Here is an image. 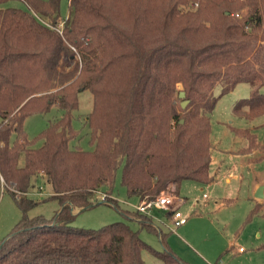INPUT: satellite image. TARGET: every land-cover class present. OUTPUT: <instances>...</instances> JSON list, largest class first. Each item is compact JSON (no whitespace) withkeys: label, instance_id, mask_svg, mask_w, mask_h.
<instances>
[{"label":"trees","instance_id":"trees-1","mask_svg":"<svg viewBox=\"0 0 264 264\" xmlns=\"http://www.w3.org/2000/svg\"><path fill=\"white\" fill-rule=\"evenodd\" d=\"M11 1L0 0V175L21 217L0 240V264H144L143 249L162 264H189L168 248L167 233L158 231L159 251L125 221L73 227L71 209L95 203L97 190L110 195L119 167L127 197L139 201L169 187L177 193L184 179L212 181L218 99L249 83L233 113L264 114V0H67L61 34L52 27L61 0H18L23 8ZM70 46L79 59L66 68ZM85 91L90 149L69 145ZM52 105L60 116L28 137L24 119ZM232 129L246 140L243 151L264 155L255 131ZM38 175L51 187L45 198L61 204L51 219L27 215L38 203L26 194ZM127 213L155 229L153 217Z\"/></svg>","mask_w":264,"mask_h":264},{"label":"rangeland","instance_id":"rangeland-1","mask_svg":"<svg viewBox=\"0 0 264 264\" xmlns=\"http://www.w3.org/2000/svg\"><path fill=\"white\" fill-rule=\"evenodd\" d=\"M9 5L24 7L18 0H12ZM66 15L67 0H61V18L55 26L57 24L62 26V18ZM73 54L67 59L64 57L65 61L62 59L66 68L72 67L75 61L78 62V53L73 50ZM220 87L221 85H217L213 93L218 94ZM249 88V83L236 84L232 90L218 99L210 114L212 181L201 184L192 179H184L180 182L178 196L184 203L179 208L187 216L185 223L170 230L166 225L169 219L167 210L155 208L151 209L154 230L132 218L127 212L134 209L133 205L138 201L127 197L120 183L119 167L110 193L114 200L112 202L96 200L95 202L99 203L80 211H75L77 206H72L73 217L70 225L87 229L99 228L115 221H125L130 227L138 230L140 237L151 248L163 251L160 232L158 233L160 230L167 233L165 243L168 248L189 264H264V247H261L264 242V199L255 196L256 183L262 185L264 189V155L258 149L243 151L246 140L232 131V127H250L264 144V114L252 120H245L232 110L237 101L249 95ZM79 101L72 118V126L78 132V138L70 140L69 145L90 149L89 130L84 119V114L91 107L90 93L82 92ZM60 114L61 111L52 105L46 112L28 115L23 122L27 136L36 135ZM6 186L4 185V189ZM4 189L1 190L0 184V240L11 231L21 217V210L15 199ZM37 190L41 193L32 194L30 197L38 203L27 211V215L53 218L61 204L57 198H45L51 193V187L44 176L38 175L34 180L30 191ZM171 190L169 187L165 191L173 194ZM257 204L258 212L248 218L249 212ZM240 247L242 250H239ZM141 257L144 264H162V261L148 249L141 251Z\"/></svg>","mask_w":264,"mask_h":264},{"label":"built area","instance_id":"built-area-1","mask_svg":"<svg viewBox=\"0 0 264 264\" xmlns=\"http://www.w3.org/2000/svg\"><path fill=\"white\" fill-rule=\"evenodd\" d=\"M52 27L61 34L62 26H59L57 24V26H52ZM71 48L76 52L75 48H73L72 46ZM0 184H1V190H3L5 182L1 175H0ZM40 193H41L40 190H37L36 192L34 191L26 192V194H40ZM95 195H96L95 197L96 200H102V201H106L107 197L110 196L108 193H106L103 190H97L95 192ZM178 202L180 201L176 195L171 194L167 191H161L157 196H155L152 199L140 200L136 205H133V208L137 210L138 212L146 214L151 217H153L151 214V209L153 208L167 210V212L169 213V219L166 222V225L168 229L174 230L173 227H176V226H179L185 223L187 219V216L178 209L177 207ZM239 250H242V248L240 247Z\"/></svg>","mask_w":264,"mask_h":264},{"label":"water","instance_id":"water-1","mask_svg":"<svg viewBox=\"0 0 264 264\" xmlns=\"http://www.w3.org/2000/svg\"><path fill=\"white\" fill-rule=\"evenodd\" d=\"M178 96H179V98H181L180 106H181L182 108H184V107L187 105V103H188V99H185V98H184V96H185L184 91H182V90L179 91ZM180 121H182V120H180ZM255 196H256V197H259V198H262V197H263V186H262V185H259V186H258L257 191H256V193H255ZM96 203H99V202H95V203L89 204V205H87V206L79 207V208H78V211H80V210H84V209H87V208L93 206V205L96 204ZM4 240H5V239H4ZM4 240L1 242V244L4 242Z\"/></svg>","mask_w":264,"mask_h":264},{"label":"crops","instance_id":"crops-1","mask_svg":"<svg viewBox=\"0 0 264 264\" xmlns=\"http://www.w3.org/2000/svg\"><path fill=\"white\" fill-rule=\"evenodd\" d=\"M255 186H256V187H255V188H256V191H257V188H258L259 185L256 183ZM173 194L176 195V196L179 198V201H180V202H178V206H177V207H178V209L180 210L179 207L181 206V204L184 203V200L178 196V191H177V193H173ZM256 198H259V197H256ZM259 199H264V189H263V197H262V198H259ZM137 201L139 202V200H137ZM73 207H75V206H73ZM73 207H72V208H73ZM78 208H79V207H76V210H75V211H77ZM75 211H74V212H75ZM71 212H73V209L71 210Z\"/></svg>","mask_w":264,"mask_h":264}]
</instances>
